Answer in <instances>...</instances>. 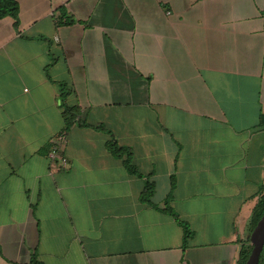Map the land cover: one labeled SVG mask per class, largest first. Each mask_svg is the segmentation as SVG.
Masks as SVG:
<instances>
[{
    "label": "crops",
    "instance_id": "crops-1",
    "mask_svg": "<svg viewBox=\"0 0 264 264\" xmlns=\"http://www.w3.org/2000/svg\"><path fill=\"white\" fill-rule=\"evenodd\" d=\"M16 1L19 30L0 20V264H238L264 186V0ZM58 83L80 114L68 132ZM61 133L66 169L49 158Z\"/></svg>",
    "mask_w": 264,
    "mask_h": 264
},
{
    "label": "trees",
    "instance_id": "trees-1",
    "mask_svg": "<svg viewBox=\"0 0 264 264\" xmlns=\"http://www.w3.org/2000/svg\"><path fill=\"white\" fill-rule=\"evenodd\" d=\"M19 12H20L19 5L16 0H0V20L5 17L13 18L14 27L16 30H19L20 28ZM61 12H62V17L65 19V16H66L65 11L61 9ZM58 85H59V89L61 92L62 107L64 109L63 117H64V121L66 124L65 130L68 132L76 123H78V121L81 122L80 114L77 109L70 107L66 102L70 94V91L67 85L65 83H58ZM98 128L103 129L104 127L99 126ZM256 129H262V130L264 129V114L260 115V121ZM108 148L114 156L120 159H123V164L128 170V172H130L133 175L140 176V174L137 171V168L135 167L133 163V159L131 156L132 153L129 149L119 146L116 140L109 141ZM154 190H155L154 184L148 182L145 186L143 193L141 194L140 201L143 204L155 206L152 203V197L154 194ZM261 190H262V193L260 195L258 203L256 204L253 210V214L250 220V224H249L250 233L252 232L254 227L257 225L258 221L264 216V186H262ZM166 206L167 207L165 208V212L171 215L173 218H175L176 221L183 228V232H184L183 244L185 248L188 241L193 237L194 233L191 230L188 223L181 220L179 216L175 213V211L171 207H169V201H167ZM251 251H252V245L250 243V239H248V241L245 244H243V246L241 247L238 264H245V262L250 256ZM36 262L37 261L33 259V263H36ZM259 264H264V250L261 254Z\"/></svg>",
    "mask_w": 264,
    "mask_h": 264
},
{
    "label": "water",
    "instance_id": "water-1",
    "mask_svg": "<svg viewBox=\"0 0 264 264\" xmlns=\"http://www.w3.org/2000/svg\"><path fill=\"white\" fill-rule=\"evenodd\" d=\"M252 251L245 264H259L264 250V216L258 221L250 234Z\"/></svg>",
    "mask_w": 264,
    "mask_h": 264
},
{
    "label": "built area",
    "instance_id": "built-area-1",
    "mask_svg": "<svg viewBox=\"0 0 264 264\" xmlns=\"http://www.w3.org/2000/svg\"><path fill=\"white\" fill-rule=\"evenodd\" d=\"M65 141H66L65 133H61L57 135L53 140L51 150L49 152L50 160L57 162L58 165L63 169L68 168L69 165L68 159L61 152Z\"/></svg>",
    "mask_w": 264,
    "mask_h": 264
}]
</instances>
